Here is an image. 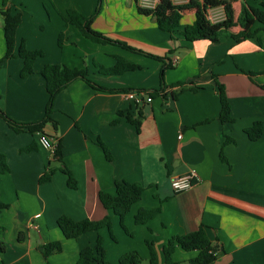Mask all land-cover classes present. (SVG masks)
<instances>
[{"label": "crops", "instance_id": "0c3cea01", "mask_svg": "<svg viewBox=\"0 0 264 264\" xmlns=\"http://www.w3.org/2000/svg\"><path fill=\"white\" fill-rule=\"evenodd\" d=\"M6 2L5 8L21 13L14 53L22 40L29 50L44 53L34 62L33 72L20 77L23 60L3 59L6 43L0 16V110L6 116L19 124L43 118L48 94L40 71L47 64L85 70L90 81L112 91L73 81L55 96L51 121L41 132H15L0 118V152L8 165V171L0 174V202L7 205L0 210V264H75L80 251L93 246L98 235L105 264H118L132 251L139 254L141 264H149L147 240L155 263L164 264L166 242L200 225L207 228L215 264H264V33L259 42L231 38L242 29L245 6L256 7L264 0H229L234 25L220 31L217 42H187L176 32H161L154 17L138 13L134 0ZM157 3L138 1L143 8ZM69 10L88 18L91 32L163 62L112 44L81 47V38L89 39L67 21ZM182 15L181 25L193 22V10ZM208 19L222 21L223 8L209 10ZM116 58L137 68L123 74L105 72L114 67ZM165 63L171 65L163 76L165 95L140 107L125 99L127 90L159 89ZM215 79L224 87L231 122L219 120ZM132 121L138 122V130ZM257 122L261 135L250 140L246 130ZM42 134L58 145L60 158L40 146ZM97 141L108 148L111 160ZM30 146L34 150L23 151ZM64 168L72 173L76 188L67 185ZM191 171L196 174L192 187L175 193L171 181ZM44 175L49 179L40 181ZM117 181L144 189L142 199L125 217L127 233L111 216L115 241L107 229L65 239L57 220L103 219L107 211L98 195L113 194ZM155 208L160 212L150 222L135 224L139 210ZM56 241L62 251L45 258L39 246ZM196 255L177 247L171 259L189 264Z\"/></svg>", "mask_w": 264, "mask_h": 264}, {"label": "trees", "instance_id": "16d2710c", "mask_svg": "<svg viewBox=\"0 0 264 264\" xmlns=\"http://www.w3.org/2000/svg\"><path fill=\"white\" fill-rule=\"evenodd\" d=\"M7 0L3 1V7L0 9V16L3 22L4 38L6 43V52L3 59L12 58L18 56L23 60V67L20 72V77L24 78L33 72L34 62L43 57L42 50H29L25 46V42L22 40L18 47V51L14 53L15 37L17 28L21 23V13L15 12L9 7L5 8ZM137 6L139 14L145 16H151L155 18L157 28L164 33L171 34L173 32L178 33L187 42H196L207 40L211 42H217L219 32L222 30H229L233 27V13L229 0H187L183 3H174L173 0H158V3L153 8H143L138 5L139 0H134ZM222 7L224 13V19L219 22H211L208 19V12L211 9ZM98 9L94 14L98 12ZM185 10L194 11L193 22L189 25H181L182 13ZM67 21L75 26L80 33L90 41L98 44H112L119 46L125 50L144 55L146 57L163 62V58L156 57L140 50L132 48L125 43L110 40L99 34L93 33L87 28L89 19L83 17L76 11L66 12ZM242 29L231 35L234 42H240L248 39H256L259 42V34L264 33V3L259 4L256 7L246 5L244 8V14L240 21ZM62 37L59 36L58 44L60 45ZM170 63L164 64L160 70V82L161 87L157 90L145 91L152 97L156 95H165V86L163 85V76L166 69L170 67ZM137 67L121 58L115 59V65L112 69L105 71L111 74H123L126 71H131ZM40 76L43 79L45 90L48 94V102L45 107L43 118L35 123L19 124L8 116H6L0 110V118L5 120L15 132H41L42 127L51 121V113L53 108V101L55 96L68 85L75 80H82L90 87L96 90L111 92L102 88L87 78L85 70L70 69L66 66L58 64H47L42 67ZM214 78V77H213ZM215 83L218 89V96L220 101V114L219 120L221 122H231V110L227 101L224 87L218 82ZM128 91V90H127ZM144 91V90H139ZM126 92V91H125ZM138 130L139 124L137 121H132ZM246 134L250 140H256L261 135V124L259 122L254 123L253 126L246 130ZM228 140H226L227 142ZM225 142V143H226ZM97 144L102 148L106 158L111 160V154L106 146L100 141ZM34 150V146L23 149L24 152H30ZM54 157L60 158V151L58 145L53 154ZM8 171V165L6 157L0 152V174H4ZM62 172L67 176V185L70 188H76V182L72 173L64 168ZM49 175H44L40 181H47ZM143 187L137 184L128 183L126 181L115 182L114 193L100 192L98 195L99 201L103 208L107 211V215L98 221H92L84 219L81 221H74L67 216H62L57 220V225L61 230L65 239H77L80 236L89 232H98L102 229H107L112 240L115 241V236L111 229V216L118 218L119 225L127 233V228L124 224L125 217L131 211L132 207L137 204L143 196ZM7 208V205L0 202V210ZM160 208L151 210H139L134 216V222L137 225H145L150 222L158 213ZM149 248V264L155 263V253L152 249V243L145 241ZM180 248L185 252H197L195 258L189 261V264H213L216 260V255L213 252L212 241L207 233V228L204 225H200L194 232L188 233L183 236H173L163 246L164 264H180L172 261L171 256L176 248ZM39 251L45 258L50 255L58 254L62 251V245L60 242H52L39 246ZM104 249L101 236H97L95 243L91 247H86L80 251L79 256L75 264H94L97 262L103 263ZM142 259L135 251L127 252L123 254L118 261V264H141ZM105 264V263H103Z\"/></svg>", "mask_w": 264, "mask_h": 264}, {"label": "built area", "instance_id": "2783aa9c", "mask_svg": "<svg viewBox=\"0 0 264 264\" xmlns=\"http://www.w3.org/2000/svg\"><path fill=\"white\" fill-rule=\"evenodd\" d=\"M125 99L137 107L151 103L153 100L152 96L149 93L145 91H133V90H128L125 92ZM38 142L42 148L50 151L52 155L54 154V151L56 149V144L53 143L46 135L44 134L40 135L38 138ZM195 175H196L195 172L191 171L185 176L174 178L171 181L172 190L175 193L189 190L193 185V180Z\"/></svg>", "mask_w": 264, "mask_h": 264}, {"label": "rangeland", "instance_id": "374dc122", "mask_svg": "<svg viewBox=\"0 0 264 264\" xmlns=\"http://www.w3.org/2000/svg\"><path fill=\"white\" fill-rule=\"evenodd\" d=\"M78 44L83 48H90V47H96L97 46L94 42H92L90 40H85L83 38H81V40L79 41Z\"/></svg>", "mask_w": 264, "mask_h": 264}]
</instances>
